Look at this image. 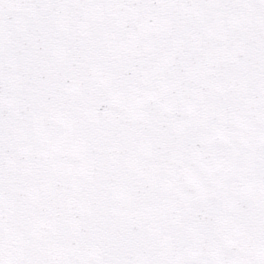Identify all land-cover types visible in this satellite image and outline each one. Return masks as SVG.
<instances>
[{"label":"snow or ice","instance_id":"1","mask_svg":"<svg viewBox=\"0 0 264 264\" xmlns=\"http://www.w3.org/2000/svg\"><path fill=\"white\" fill-rule=\"evenodd\" d=\"M0 264H264V0H0Z\"/></svg>","mask_w":264,"mask_h":264}]
</instances>
